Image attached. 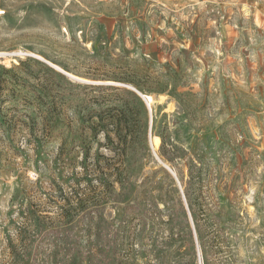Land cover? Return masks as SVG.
Masks as SVG:
<instances>
[{
    "label": "rangeland",
    "instance_id": "374dc122",
    "mask_svg": "<svg viewBox=\"0 0 264 264\" xmlns=\"http://www.w3.org/2000/svg\"><path fill=\"white\" fill-rule=\"evenodd\" d=\"M0 85V264H264V0H0Z\"/></svg>",
    "mask_w": 264,
    "mask_h": 264
},
{
    "label": "trees",
    "instance_id": "16d2710c",
    "mask_svg": "<svg viewBox=\"0 0 264 264\" xmlns=\"http://www.w3.org/2000/svg\"><path fill=\"white\" fill-rule=\"evenodd\" d=\"M122 93H125V92L123 91ZM122 101L123 102H122V105H121V109L118 112L121 115V118H119V119H120L121 124H123L125 129H127L128 126H129V118L127 116L126 110L131 111V107H130V104H129V101H128L127 97L124 98Z\"/></svg>",
    "mask_w": 264,
    "mask_h": 264
},
{
    "label": "water",
    "instance_id": "95a60500",
    "mask_svg": "<svg viewBox=\"0 0 264 264\" xmlns=\"http://www.w3.org/2000/svg\"><path fill=\"white\" fill-rule=\"evenodd\" d=\"M138 95L145 101V103H146V106H147V108H148V111H149V104H148V102H147V98H146V96L145 95H141L140 93H138ZM171 173H172V171L169 169V168H167ZM173 174V173H172ZM174 175V174H173Z\"/></svg>",
    "mask_w": 264,
    "mask_h": 264
},
{
    "label": "bare ground",
    "instance_id": "6f19581e",
    "mask_svg": "<svg viewBox=\"0 0 264 264\" xmlns=\"http://www.w3.org/2000/svg\"><path fill=\"white\" fill-rule=\"evenodd\" d=\"M147 98V97H146Z\"/></svg>",
    "mask_w": 264,
    "mask_h": 264
}]
</instances>
